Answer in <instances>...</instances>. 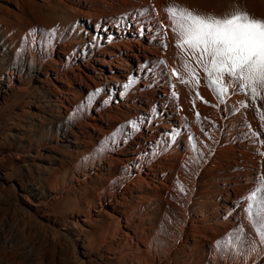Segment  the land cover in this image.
<instances>
[{"label": "bare ground", "instance_id": "obj_1", "mask_svg": "<svg viewBox=\"0 0 264 264\" xmlns=\"http://www.w3.org/2000/svg\"><path fill=\"white\" fill-rule=\"evenodd\" d=\"M243 2L69 0L70 22L20 34L30 51L58 45L75 58L81 50L74 65L87 88L82 109L89 114L98 103L91 126L99 141L92 166L105 174L100 210L112 205L117 229L133 225L123 246L135 264H264V242L244 199L264 176L260 93L253 96L225 77L228 92L219 97L203 69L176 46L165 11L178 5L222 16L233 4L243 10ZM185 61L199 75L198 85ZM96 89L100 93L88 104ZM118 198L129 206L118 209Z\"/></svg>", "mask_w": 264, "mask_h": 264}, {"label": "rangeland", "instance_id": "obj_2", "mask_svg": "<svg viewBox=\"0 0 264 264\" xmlns=\"http://www.w3.org/2000/svg\"><path fill=\"white\" fill-rule=\"evenodd\" d=\"M68 3L0 0V264H135L123 246L133 225L117 229L112 205L100 210L105 174L92 166L99 141L91 126L98 103L82 109L81 50L74 58L58 45L38 53L21 42L22 33L68 22ZM243 5L264 19V0ZM260 97L262 116L264 90ZM120 201L118 209L129 206Z\"/></svg>", "mask_w": 264, "mask_h": 264}, {"label": "snow or ice", "instance_id": "obj_3", "mask_svg": "<svg viewBox=\"0 0 264 264\" xmlns=\"http://www.w3.org/2000/svg\"><path fill=\"white\" fill-rule=\"evenodd\" d=\"M165 11L172 31L178 36L176 46L203 69L208 86L219 97L228 92L225 77L241 90L250 89L253 96L264 90V19L239 8L222 16L200 14L178 5H168ZM184 67L198 85L196 70L187 61ZM173 75L179 78L175 69ZM181 82L191 81L181 79ZM131 83L130 80L124 87H130ZM100 91L96 89L90 94L87 103L91 104ZM261 118L264 119V114ZM132 124L135 128V122ZM117 134L113 133V137ZM255 183L256 187L244 199L248 219L264 242V176L258 177ZM231 242V239L225 241Z\"/></svg>", "mask_w": 264, "mask_h": 264}]
</instances>
